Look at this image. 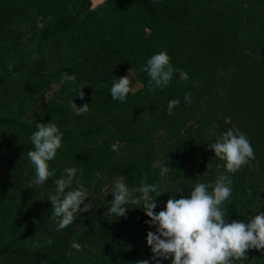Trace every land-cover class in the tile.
Here are the masks:
<instances>
[{
  "label": "trees",
  "instance_id": "trees-1",
  "mask_svg": "<svg viewBox=\"0 0 264 264\" xmlns=\"http://www.w3.org/2000/svg\"><path fill=\"white\" fill-rule=\"evenodd\" d=\"M162 50L190 79L177 73L167 88L149 91L140 69ZM128 69L143 87L120 103L110 87ZM65 72L84 87L83 100L62 82ZM172 99L180 104L168 115ZM72 100L90 111L75 115ZM38 122H54L63 138L49 162L55 177L37 189L28 188L35 170L27 153ZM230 129L246 134L255 153L224 204L229 222L246 221L264 212V0H104L97 8L93 0H0V264L151 260L146 234L155 227L135 205L126 217L105 218L114 197L101 192L103 180L138 189L147 178L166 191L156 198L159 212L195 183L211 190L224 169L208 144ZM166 158L161 176L155 165ZM66 167L81 169L72 187L89 191L93 209L56 231L48 197ZM247 255L243 264H264V252Z\"/></svg>",
  "mask_w": 264,
  "mask_h": 264
},
{
  "label": "clouds",
  "instance_id": "clouds-1",
  "mask_svg": "<svg viewBox=\"0 0 264 264\" xmlns=\"http://www.w3.org/2000/svg\"><path fill=\"white\" fill-rule=\"evenodd\" d=\"M140 70L147 74L149 91L167 88L177 73L183 81L190 79L187 72L172 66L171 57L166 50L153 54ZM61 80L74 85L71 90L81 100L84 99V87L79 85L75 74L62 73ZM132 91L130 73L118 79L113 77L110 94L114 101L127 102ZM184 101L188 104L192 102L190 93H185ZM179 104V99L170 100L168 115H172ZM71 108L77 116L90 111L89 104L78 107L73 100ZM62 138L63 133L54 122L36 123V130L30 137L33 150L27 153L35 170L28 188L35 186L38 189L50 177H55L56 169H50L49 162L56 158L58 150L62 148ZM110 147L112 151L119 152L117 143ZM208 147L214 152L215 159L223 162L224 169L211 185V190L206 183H195L189 197L186 198L183 194L179 199L170 196L164 209L159 212L154 211L157 208L156 198L166 191H158V186L148 183L147 178L138 189H130L120 179L115 181L111 191L114 199L103 216L107 219L113 216L118 219L126 217L127 211L133 209L128 206L135 205L137 207L134 208L143 210L149 218L145 223L149 227H155V231H148L146 234V243L152 253L151 260H139L136 264H162V261L169 259L171 264H243L249 260V250L264 252V212L257 211L246 221L229 222L224 209L225 202L230 203L233 194L235 173L246 165L252 166L251 162L255 159L251 142L246 134H237L230 129L216 142L208 144ZM167 161L166 158L156 162L155 166L160 168L161 176L170 170ZM209 166L210 164L207 167ZM80 171L76 167H66L61 177L54 181L55 193L48 200L52 204L50 219H59L56 231L68 228L80 213L93 209L91 202L85 203L91 196L89 191L83 185L72 187ZM136 192L139 195H134ZM251 195L249 190V196ZM46 243L53 245L54 241L48 239ZM71 248L77 252L82 250L81 244L76 241L71 243Z\"/></svg>",
  "mask_w": 264,
  "mask_h": 264
},
{
  "label": "rangeland",
  "instance_id": "rangeland-1",
  "mask_svg": "<svg viewBox=\"0 0 264 264\" xmlns=\"http://www.w3.org/2000/svg\"><path fill=\"white\" fill-rule=\"evenodd\" d=\"M104 0H93V7L97 8ZM132 69H128L126 72V75H129L130 73V79L132 80L133 83V91L132 92H136L138 90H140L143 87L142 82L135 76L133 70ZM131 71V72H130ZM58 87V85L56 86V88ZM120 179V178H118ZM117 179L115 180H103L102 186H101V192H103L105 195H112L111 191L112 188L114 186V183ZM121 180V179H120ZM122 181V180H121Z\"/></svg>",
  "mask_w": 264,
  "mask_h": 264
}]
</instances>
